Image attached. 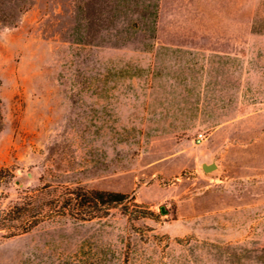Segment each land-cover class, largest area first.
Segmentation results:
<instances>
[{"label": "rangeland", "instance_id": "374dc122", "mask_svg": "<svg viewBox=\"0 0 264 264\" xmlns=\"http://www.w3.org/2000/svg\"><path fill=\"white\" fill-rule=\"evenodd\" d=\"M0 106V212L128 196L0 264H264V0H0Z\"/></svg>", "mask_w": 264, "mask_h": 264}, {"label": "trees", "instance_id": "16d2710c", "mask_svg": "<svg viewBox=\"0 0 264 264\" xmlns=\"http://www.w3.org/2000/svg\"><path fill=\"white\" fill-rule=\"evenodd\" d=\"M2 115L0 106V131ZM128 196L116 192L62 188L55 190L50 199L41 202V195L24 193L20 201L0 212V226L5 230L25 233L40 220L55 216L69 215L75 219L100 217L105 206L122 204ZM48 208L47 210H44ZM104 214V213H103Z\"/></svg>", "mask_w": 264, "mask_h": 264}, {"label": "water", "instance_id": "95a60500", "mask_svg": "<svg viewBox=\"0 0 264 264\" xmlns=\"http://www.w3.org/2000/svg\"><path fill=\"white\" fill-rule=\"evenodd\" d=\"M203 168H204L205 171H210L211 169L214 168V166H213V165H210V166H203Z\"/></svg>", "mask_w": 264, "mask_h": 264}, {"label": "built area", "instance_id": "2783aa9c", "mask_svg": "<svg viewBox=\"0 0 264 264\" xmlns=\"http://www.w3.org/2000/svg\"><path fill=\"white\" fill-rule=\"evenodd\" d=\"M204 138V136L202 134L198 135V141L200 142L202 139Z\"/></svg>", "mask_w": 264, "mask_h": 264}]
</instances>
